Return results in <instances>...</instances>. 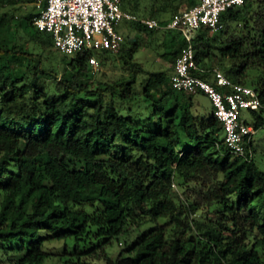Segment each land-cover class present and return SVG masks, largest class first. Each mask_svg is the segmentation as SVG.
I'll list each match as a JSON object with an SVG mask.
<instances>
[{
    "label": "trees",
    "instance_id": "1",
    "mask_svg": "<svg viewBox=\"0 0 264 264\" xmlns=\"http://www.w3.org/2000/svg\"><path fill=\"white\" fill-rule=\"evenodd\" d=\"M32 1L0 0V33L16 30L0 37V264H43L44 241L62 238L75 241L67 264H264V171L228 152L213 109L193 113L195 94L171 85L173 65L134 60L161 33L179 47L158 55L175 62L181 32L125 21L117 53L57 59L52 35L33 25L36 6L21 9ZM200 1L120 7L164 24ZM220 21L194 33V74L211 81L218 68L264 105V0H243ZM92 56L122 72L104 80ZM245 110L246 123L264 127L263 108ZM132 227L134 241L109 256Z\"/></svg>",
    "mask_w": 264,
    "mask_h": 264
},
{
    "label": "built area",
    "instance_id": "2",
    "mask_svg": "<svg viewBox=\"0 0 264 264\" xmlns=\"http://www.w3.org/2000/svg\"><path fill=\"white\" fill-rule=\"evenodd\" d=\"M38 14L33 25L52 35L54 47L60 52L75 56L83 49L91 51H117L123 41L117 27L125 21L140 22L155 29H172L181 32L186 45L173 64L171 85L189 94L201 92L207 96L214 114L223 125L224 144L235 157L252 160V140L255 128L241 117L242 110H260L264 105L257 91L246 85L233 83L218 68L208 81L194 74L198 66L194 60L192 39L201 26L213 31L222 29L220 15L227 8L241 5L243 0H201L192 8L176 15L164 24L158 20L137 16L120 7V0H33ZM92 67L99 61L92 56Z\"/></svg>",
    "mask_w": 264,
    "mask_h": 264
},
{
    "label": "rangeland",
    "instance_id": "3",
    "mask_svg": "<svg viewBox=\"0 0 264 264\" xmlns=\"http://www.w3.org/2000/svg\"><path fill=\"white\" fill-rule=\"evenodd\" d=\"M33 7V3L29 2L25 5H22L21 9L25 12L28 10H34ZM15 13L19 14V11H16ZM26 30L31 32L30 28H27ZM26 30L23 32L18 30L17 35H20V33H26ZM7 36H16V30L12 28L8 32L0 33V37ZM158 44L159 46H157ZM178 47L179 45H172L167 38H165L161 33H158L155 36V40L152 41V44L149 47H141L135 52L134 60L141 63L146 69L150 71H158L162 70V68H170L174 62L164 61L158 54L162 53L163 50L169 51L172 49H178ZM155 48H157L158 50H156ZM55 49L57 50L56 57L57 59H59L61 55H63V53L60 52L56 47ZM120 67L121 64L120 62L118 63V61H116L115 63L107 64L106 66H102L99 62V67L96 70V73H99L101 78H103L104 80L108 78H116L122 72ZM193 100L196 103L192 108L194 114L206 115L211 111V106L207 96L203 94H195ZM243 115L245 118H249L251 116V113L248 110H243ZM252 144L257 149V152L254 156L256 162L260 166L261 170L264 171V127H261L256 130L253 136ZM160 221L163 222V220ZM138 233L139 229H137L136 227L130 228L127 232L122 234L117 241L112 242V245L109 246L106 250L107 254L111 257H116L122 250L127 248L132 241H134ZM41 235L45 236V233L41 232ZM74 244L75 241L73 238L45 240L43 244V250L52 254L45 259L43 264H67L69 260H76V256L73 254ZM66 250L68 253H65ZM126 255L127 254H124V256Z\"/></svg>",
    "mask_w": 264,
    "mask_h": 264
},
{
    "label": "crops",
    "instance_id": "4",
    "mask_svg": "<svg viewBox=\"0 0 264 264\" xmlns=\"http://www.w3.org/2000/svg\"><path fill=\"white\" fill-rule=\"evenodd\" d=\"M193 94H203V93H201V92H198V93H193ZM204 95V94H203ZM194 97H195V95H194ZM208 98V97H207ZM208 101H209V103H210V106H211V110L213 109L214 110V108H213V105H212V103H211V101H210V99L208 98ZM196 103L194 102V105H195ZM254 156H255V154H254Z\"/></svg>",
    "mask_w": 264,
    "mask_h": 264
}]
</instances>
